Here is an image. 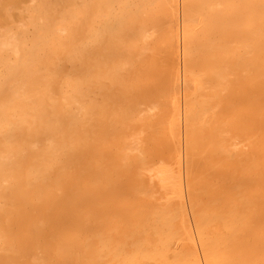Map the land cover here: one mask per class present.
I'll return each mask as SVG.
<instances>
[{
  "label": "bare ground",
  "instance_id": "bare-ground-1",
  "mask_svg": "<svg viewBox=\"0 0 264 264\" xmlns=\"http://www.w3.org/2000/svg\"><path fill=\"white\" fill-rule=\"evenodd\" d=\"M0 264H264V0H0Z\"/></svg>",
  "mask_w": 264,
  "mask_h": 264
}]
</instances>
